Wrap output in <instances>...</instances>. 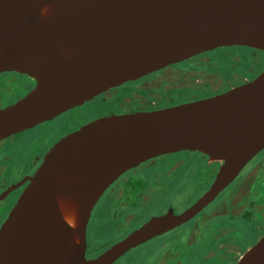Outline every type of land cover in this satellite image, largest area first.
Returning <instances> with one entry per match:
<instances>
[{
  "label": "water",
  "instance_id": "obj_1",
  "mask_svg": "<svg viewBox=\"0 0 264 264\" xmlns=\"http://www.w3.org/2000/svg\"><path fill=\"white\" fill-rule=\"evenodd\" d=\"M264 52V0H0V73L30 89L0 107V142L128 82L221 47ZM264 150V71L212 96L94 119L53 143L0 225V264H113L186 223ZM199 152L218 164L179 213L153 216L86 258L91 212L128 170ZM68 205L73 225L62 215ZM235 264H264V232Z\"/></svg>",
  "mask_w": 264,
  "mask_h": 264
},
{
  "label": "rangeland",
  "instance_id": "obj_2",
  "mask_svg": "<svg viewBox=\"0 0 264 264\" xmlns=\"http://www.w3.org/2000/svg\"><path fill=\"white\" fill-rule=\"evenodd\" d=\"M250 53L249 57L248 55H242V52L240 54L239 51H235L233 59L235 61H242L243 65L237 67L235 71H231L230 74L232 76L234 75L237 79H243L244 77L252 79L264 71V56L259 52L251 51ZM199 59L201 60L200 62L208 61L206 56ZM230 64L233 65L232 63ZM212 66L217 69L214 62ZM151 77H146L147 80L136 87L139 89L138 91H135V85L139 81L128 82L112 89L109 92L110 97L108 99L101 100L97 98L92 102H87L82 106L69 110L59 118L38 125L33 129L19 133L15 137L1 142L0 164H5L6 170L2 171L0 167V188L3 184L15 182L23 173L34 171L35 165L31 169L29 166L31 161L27 162L28 158L34 160L36 153L41 154L47 146L59 137L76 130L94 119L107 116L109 113H120L123 110H131L137 106L136 104L144 105L146 102H150L153 105L150 98L157 99L162 96L163 92L171 90L175 93L172 92L166 98L171 97V100L174 102V97H177V91L174 90L187 86H195L201 89V86L209 85L211 91L223 89L225 87L224 80H226L223 72L219 70H213L212 72H206L202 76H197L195 73L181 67H175V65L168 66L163 70L161 69L160 73L155 74L153 78ZM6 78H0V107L16 100L19 94H24L20 91V86H14L11 89L7 88L3 82ZM18 83L23 85V81ZM4 87L6 88L4 89ZM199 96L200 94L194 93L190 98H198ZM170 102L168 101V104ZM185 157L178 154L163 159L159 157L156 162H152L154 165L151 166L149 165L150 163H147L145 166H141L142 179L151 184L143 190H145V193L146 191L154 190L155 193L150 192L148 196L151 206L140 208L133 214L130 211L124 214V207L121 208V203L119 204L120 199L117 201L116 198L112 199L114 195L110 190L112 185L106 190L93 209L94 225L88 232L86 258L99 255L138 227L142 219L170 204L172 205L174 197L178 201L181 198V203H174V206L176 210H182L190 204L189 202L195 201L208 189L212 180L210 183L209 181L201 183L199 179H196L191 184L185 182V186L178 193L177 191H170L169 188L165 189L166 183L161 173L163 174L167 170L174 176L179 172L176 168L184 162ZM254 159H251L253 163L249 161L242 169L234 180L236 181L235 184L233 186L230 185L229 188H225L214 202L205 209V212H208L213 208L210 213L205 215L203 220L215 215L207 221V225L199 224L198 228H196V225L192 228L191 222L185 226L176 228L172 232L165 233L147 242V244L129 251L117 264H126L135 255L140 257L154 255L155 261L153 264H235L237 258L253 245L264 232V153L255 162ZM189 164L196 168L200 167L203 161L201 158L195 159L194 156H191ZM189 164L187 162L185 167H188ZM188 172H185L183 176H189ZM243 172L247 175L239 178ZM128 176H130L129 179L135 177L136 171ZM154 177L158 178V180L152 179ZM124 178L126 177H120L117 181V183L119 182L118 185L115 186L119 190L118 195L122 193L123 197L124 190L127 187L126 182L129 180L126 178L125 182ZM198 182L201 184L196 185ZM145 197L147 198V195ZM153 199L156 201L152 202ZM177 199H174V201H177ZM252 200L256 202L257 208L251 210V217L248 220L252 226L259 228L256 231V236L249 235L250 233L244 221L233 212L234 207H231L235 206L237 209L243 208V210H246L248 209L249 201L252 202ZM121 202H123V199ZM3 206V204H0V207ZM5 216L6 213L0 218L2 219ZM195 221L198 220L196 219ZM136 224L138 225L132 228ZM221 229L224 232L217 239H214L213 236ZM190 230L191 234L194 235L193 240L191 238L188 239ZM190 240L192 242L188 243ZM163 257L165 258L160 259Z\"/></svg>",
  "mask_w": 264,
  "mask_h": 264
},
{
  "label": "trees",
  "instance_id": "obj_3",
  "mask_svg": "<svg viewBox=\"0 0 264 264\" xmlns=\"http://www.w3.org/2000/svg\"><path fill=\"white\" fill-rule=\"evenodd\" d=\"M235 51H239L240 54L242 52V55H248L249 57L251 55V53H250L251 49L247 48V47H241V46L221 47V48L214 49L212 51H207V52L201 53L199 55H196L195 57H192L190 59L184 60V61H182L180 63L173 64V65H175V67H181V68H183V69H185V70H187L189 72L195 73L197 76H202L206 72H212L213 70L222 71L223 74H224V77L226 79V80H224L225 87L223 89H217L216 91H211L209 85L201 86V89H199V88H197L195 86H187V87L181 88L179 90H174V91H177L176 92L177 93V95H176L177 97H174V102L171 100V97L168 98V99L166 98L168 95H170L173 92V90H171V91L163 92L162 96H160L157 99L149 97L150 100L153 101V105H151L150 102L147 103V105L151 106L152 108H162L164 106H168V105H171V104H176V103L184 102L186 100L194 99V98H190V96L193 95L194 93L200 94L199 97L206 96V95H212V94H214L216 92H220L222 90L227 89L231 85H236V84L240 83L241 82L240 80H242V79H237L236 77H234V75L232 76V74H230L231 71H235L237 69V67H240V66L243 65L242 61H235L233 59V55H234ZM203 56H206L208 58V61L200 62L201 60L199 58L203 57ZM213 62L215 64V66L217 67V69L212 66ZM230 63H232L233 65H231ZM170 66H172V65H170ZM223 70H225V71H223ZM160 71H156V72L150 73V74L142 77L140 80H146L147 79L146 77H148V76H152L151 78H153L154 75L157 74V73H160ZM227 71H228V73H227ZM241 77H244V76H241ZM173 93H175V92H173ZM186 97L188 99L185 100L184 98H186ZM180 99H182V100H180ZM170 100H171V102H170ZM168 101L170 102L169 104H168ZM143 106H145V104ZM123 111H125V110H123ZM263 153H264V150L259 152L258 153L259 155L257 154L258 157H256L257 156L256 155L255 156L256 159H254L255 157L253 158L254 162L256 160H258ZM177 154L180 155V156L181 155L182 156L183 155L186 156L185 157L186 159H184L185 163L182 162L176 168L177 171H179L177 176H173V175H171V173H167L168 172L167 170L165 171V173H163V174L161 173V176H162L163 180L166 183L165 189H168L170 187V184H172V183H175L177 186H179V185H181V184H183L185 182H187L188 184L189 183L191 184L196 179H199V181L201 183H204L206 181H209V183H210V181L213 179L215 171L217 169V166H218L217 163L208 162L207 161V157L205 155L199 153V152H192L191 153V152L185 151V152H179V153L173 154V156H175ZM40 155H41L40 153H36L35 156H34V160H32L31 158H28L27 162L31 161L30 164L28 163L29 166L31 167V169L33 168V165H36V163H38ZM171 155L172 154L164 155V156H161V157H162V159L165 158V157L169 158ZM191 156H194L195 159L196 158H201V160L203 161V164L200 167H196V168L192 167L191 164H189V161L191 160ZM157 160H158V158L151 159L150 162H149L150 163L149 165H151V166L154 165V163H152V162H156ZM187 162H188L189 166H191L190 168H188L189 166L185 167V164ZM252 163H253V161H252ZM143 166H145V165H143ZM170 166H171V164H170ZM188 170H189V172H188ZM185 172H188L189 176L184 177L183 174ZM246 175H245V172H243L242 175H240L239 178H242L243 176H246ZM121 176L122 177L125 176L128 179L130 177V176L126 175V173L121 175ZM126 178H124L125 182H126V180H125ZM152 179H157L158 180V178H156V177H154ZM235 182L236 181L232 182L230 185L233 186L235 184ZM201 183L198 182V183H196V185H199ZM112 184H114V183H112ZM126 185H127V187L125 188V191H124L123 201L126 202V206H127V208H129V211H136V210H139L140 208H145V207L149 206V205H147V203L142 202V200H141L143 194L145 193V190H143V189L146 186L151 185V184H148L144 179H142L141 167L136 171V176L133 177V178H130L126 182ZM229 186L227 188H229ZM115 189H116L115 185L112 186L110 188L111 193H115V191H116ZM150 192H154L155 193L154 190H150L148 192L146 191L145 194H150ZM193 201H191L189 203H192ZM213 202H211V203H213ZM211 203L209 205H211ZM209 205L205 209H207L209 207ZM230 206H231V204H230ZM231 207H234L233 212L236 215H239L238 217L241 218L244 221L246 227L248 228V232L250 233L249 235L250 236H256V231H258L259 228H256V227L252 226L250 224L249 220H248V218L251 217V210L257 208L256 207V202H254V200H252V202L249 201V206H248V209H246V210L245 209L243 210V208L242 209L241 208L237 209L235 206H231ZM205 209H203V211L200 212L197 216H195L192 220L190 219L185 224L179 225L177 228H179L181 226H185V225H187V224H189L191 222L193 224V221H195L196 219L198 221H196V223L194 225H196L197 228H198L199 224L207 225V221L209 219H211V217H213L215 215L209 217L208 219L203 220L205 215H207L208 213H210L213 210V208H212L208 212H205ZM219 214H221V213H219ZM108 222H110V221H108ZM92 226L90 227V229L92 228ZM89 230H88V232H89ZM174 230H172V231H174ZM172 231H170V232H172ZM222 232H224L223 229H221L218 233H216L213 236V238L217 239ZM160 236H162V235H160ZM156 237H159V236H156ZM156 237H154L153 239H155ZM190 238L192 240L194 239V235L191 234V230H190L188 239H190ZM153 239H151L150 241H152ZM87 242H88V235L86 236V243ZM191 242L192 241L190 240L188 243H191ZM218 244H220V243H218ZM138 247H136V248H138ZM87 248H88V243H87ZM136 248H134V249H136ZM165 248H166V245H165ZM127 253H125V254H127ZM125 254L122 257H120L118 260H116L113 264H117L125 256ZM166 257H170V256H166ZM154 258H155L154 255H145L144 257H140V256H136L135 255L134 258L129 260L126 264H153L154 261H155ZM164 258L165 257L160 258V259H164ZM157 259L159 260V258H157Z\"/></svg>",
  "mask_w": 264,
  "mask_h": 264
},
{
  "label": "flooded vegetation",
  "instance_id": "obj_4",
  "mask_svg": "<svg viewBox=\"0 0 264 264\" xmlns=\"http://www.w3.org/2000/svg\"><path fill=\"white\" fill-rule=\"evenodd\" d=\"M251 51H253V52H259L260 54H262L263 56H264V52H262V51H258V50H254V49H251ZM167 68V67H166ZM164 69V68H163ZM162 69V70H163ZM7 77V78H6ZM255 77V76H254ZM0 78H6V79H4V84H6V86H7V88H9V89H11V88H13L14 86H20V91L21 92H26V91H28L29 89H30V82L28 81V79H26V77H24L22 74H19V73H16V72H2V73H0ZM141 79V78H140ZM137 80V81H139L136 85H135V91H138L139 89H137L136 87H138V86H140L141 84H143L146 80ZM18 80V81H17ZM248 80H250V79H247V78H243L242 80H240L241 82L240 83H243V82H245V81H248ZM20 81H23V85L22 84H19L18 82H20ZM240 83H238V84H240ZM126 84V83H125ZM238 84H236V85H238ZM122 85H124V84H122ZM122 85H120V86H122ZM233 86H235V85H231V86H229L228 88H230V87H233ZM119 87V86H118ZM6 87H4V89H5ZM117 88V87H116ZM227 88V89H228ZM227 89H225V90H227ZM225 90H222V91H220V92H216V93H214V94H217V93H221V92H223V91H225ZM6 93V92H5ZM214 94H212V95H214ZM20 95H22V94H19L18 95V97L20 96ZM212 95H206V96H202V97H198V98H194V99H191V100H189V101H192V100H196V99H200V98H204V97H208V96H212ZM17 97V98H18ZM110 97V95L109 94H106V95H100V96H97V97H95L94 99H92L91 101H89V102H92V101H94V100H96L97 98H99V99H101V100H103V99H108ZM153 102V101H152ZM184 102H186V101H184ZM180 103H182V102H180ZM85 104V103H84ZM176 104H178V103H176ZM7 105V104H6ZM137 106L135 107V108H133V109H131V110H125V111H122V112H120V113H126V112H134V111H143V110H145V111H148V110H154L155 108H152L151 106H148L147 105V102L145 103V106H143V105H140V104H136ZM173 105H175V104H173ZM166 107V106H165ZM162 108H164V107H162ZM158 109H160V108H158ZM69 111V110H68ZM68 111H66V112H64L63 114H65V113H67ZM63 114H61V115H63ZM111 114H119V113H109V115H111ZM61 115H59V116H57L56 118H59ZM56 118H54V119H56ZM53 119V120H54ZM52 121V120H51ZM50 122V121H49ZM47 123V122H46ZM42 124H44V123H42ZM41 125V124H40ZM36 127V126H35ZM34 127V128H35ZM33 129V128H32ZM27 131V130H26ZM25 132V131H24ZM67 134V133H66ZM16 136V135H15ZM15 136H12V137H10V138H13V137H15ZM62 137V136H61ZM10 138H8V139H10ZM60 138V137H59ZM58 138V139H59ZM7 140V139H6ZM5 141V140H4ZM56 141V140H55ZM1 142H3V141H1ZM0 142V143H1ZM47 148H48V146H47ZM47 148H45V150L41 153V155H40V157H39V161H38V163L40 162V160H41V158H42V155L44 154V152L47 150ZM173 155V154H172ZM171 155V156H172ZM159 158V157H158ZM208 161V160H207ZM150 162V160L149 161H147V162H145V163H143V164H141L140 166H138V167H136V168H134V169H131V170H128L127 172H125L126 173V175H130L131 173H133L134 171H137L142 165H145V164H147V163H149ZM38 163L35 165V168H36V166L38 165ZM0 167H1V169H2V171H5L6 170V167H5V164H0ZM33 172V171H32ZM32 172H27V173H23L22 175H21V177L19 178V179H17L15 182H13V183H8V184H3V185H1V188H0V195L4 192V191H6L10 186H12V185H14V184H16V183H18V182H20L21 180H23L26 176H28V175H30V174H32ZM216 172V171H215ZM124 173V174H125ZM167 173H170V172H167ZM177 174L178 173H176L174 176H177ZM120 177H122V176H120ZM119 179V178H118ZM118 179L116 180V182H114V184H112V186H117L118 185V183H117V181H118ZM26 184V182L25 183H23V184H21L19 187H17V188H15V189H13V190H11L10 192H8L7 194H5L3 197H1L0 198V204H3L4 206L3 207H0V217H2V215L4 214V213H6V215H7V213H8V211L10 210V208L13 206V204L15 203V201H16V199H17V197H18V195H19V193H20V191H21V189L24 187V185ZM185 185H184V183L183 184H181V185H179V186H177L175 183H172V184H170V187H169V190L170 191H177V193H178V191L179 190H182V187H184ZM118 189H116V191H115V193H114V195L112 196V199H115L116 198V201L118 200V199H120V201H119V204L121 203V208H123L124 209V214H125V212L127 213V212H129V208H127V206H126V202L125 201H123V202H121L122 201V199H123V194L121 193V195H118L119 193H118ZM125 191V190H124ZM106 192V191H105ZM104 192V193H105ZM103 193V194H104ZM145 195H147V198L145 197ZM103 196V195H102ZM149 194H144L143 196H142V198H141V200H142V202H145V203H147V205H149V206H151V203L149 202ZM180 198V197H179ZM188 198V197H187ZM217 198V197H216ZM174 199H177L176 197H174ZM174 199H173V204L171 205H169V206H167V207H165V208H163V209H160L159 211H156V212H154V213H152L151 215H149L147 218H145V219H142L141 220V222H139L140 224H139V226L141 225V224H143L145 221H147L148 220V218H151V217H153V216H157V215H160V214H163L164 212H166V211H168L169 209H172V211L174 212V213H179V212H181V211H183L185 208H187L188 206H190L192 203H190L188 206H186V207H184L182 210H176V207L174 206V203L176 204V203H181V198H180V200L178 201V199H177V201H174ZM156 200L155 199H153L152 200V202H155ZM8 203V204H7ZM11 204V205H10ZM10 205V206H9ZM96 205V204H95ZM95 207V206H94ZM148 207V206H147ZM146 208V207H145ZM206 208V207H205ZM204 208V209H205ZM94 209V208H93ZM203 211V210H202ZM201 211V212H202ZM130 213L131 214H133V213H135V211H130ZM198 215V214H197ZM196 215V216H197ZM6 217V216H5ZM4 217V218H5ZM130 217H132V216H130ZM4 218H0L1 220H0V225H1V223H2V221L4 220ZM194 218V217H193ZM192 218V219H193ZM191 219V220H192ZM93 222H94V219H93V210H92V212H91V215H90V219H89V221H88V225H87V231H86V236L88 235V230L90 229L89 227H91L92 225H94L93 224ZM196 223V221H193V226H192V228H194V224ZM198 223V222H197ZM185 224V223H184ZM138 224H136V225H134L132 228H134V227H136ZM181 225H183V224H181ZM138 226V227H139ZM137 228V227H136ZM135 228V229H136ZM175 228H177V227H175ZM174 228V229H175ZM191 228V229H192ZM197 228V227H196ZM174 229H172V230H174ZM134 230V229H133ZM172 230H170V231H172ZM170 231H168V232H170ZM168 232H165V233H168ZM165 233H163V234H161V235H164ZM160 236V235H159ZM153 239V238H152ZM151 240V239H150ZM150 240H148V241H146V242H144L143 244H141L142 246L144 245V244H146L147 242H149ZM140 246V245H139ZM138 247V246H137ZM132 250V249H131ZM130 250V251H131ZM97 256V255H96ZM96 256H93V257H87V258H94V257H96ZM119 259V258H118ZM117 259V260H118Z\"/></svg>",
  "mask_w": 264,
  "mask_h": 264
},
{
  "label": "bare ground",
  "instance_id": "obj_5",
  "mask_svg": "<svg viewBox=\"0 0 264 264\" xmlns=\"http://www.w3.org/2000/svg\"><path fill=\"white\" fill-rule=\"evenodd\" d=\"M62 215L64 216V218L66 219V221H68L70 223V225H73V217L72 215L69 213L68 210V205L64 202V201H59L58 202Z\"/></svg>",
  "mask_w": 264,
  "mask_h": 264
}]
</instances>
